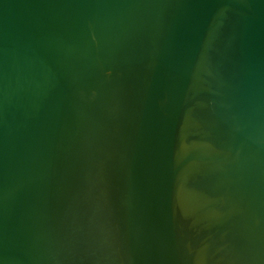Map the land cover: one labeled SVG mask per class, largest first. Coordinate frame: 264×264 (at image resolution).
I'll return each instance as SVG.
<instances>
[{
	"label": "water",
	"instance_id": "95a60500",
	"mask_svg": "<svg viewBox=\"0 0 264 264\" xmlns=\"http://www.w3.org/2000/svg\"><path fill=\"white\" fill-rule=\"evenodd\" d=\"M0 264H264V0H0Z\"/></svg>",
	"mask_w": 264,
	"mask_h": 264
}]
</instances>
